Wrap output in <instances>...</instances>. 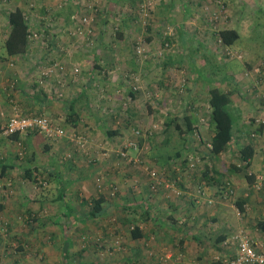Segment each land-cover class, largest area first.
I'll return each instance as SVG.
<instances>
[{"label": "rangeland", "instance_id": "rangeland-1", "mask_svg": "<svg viewBox=\"0 0 264 264\" xmlns=\"http://www.w3.org/2000/svg\"><path fill=\"white\" fill-rule=\"evenodd\" d=\"M44 3L48 14L41 10ZM17 5L33 6L29 11L33 23L43 25L23 62L8 60L0 67V129L15 111L44 113L65 125L69 137L76 134L75 143L100 148L92 158L96 166L76 151L75 168L64 158L72 153L70 148L63 144L67 149L57 150L43 134L39 133L43 140L33 136L20 142L0 139L1 152L4 145L14 149L20 167L17 176L8 173L5 177L0 167V264H45L41 249L52 246L54 255L65 249L67 237L72 244L60 264H154L150 256L156 253L163 264H222L221 259L231 255L229 250L234 253L237 242L233 239L239 234L264 249V230L259 226L264 221L259 210L264 204V0H9L0 3V44L8 28L7 13ZM74 14L89 17L82 33L74 29ZM227 27L241 34L229 49L217 35ZM54 39L67 44L56 48ZM32 56L34 65L28 58ZM59 65L65 67L64 72L56 70ZM210 80L232 93L236 116L234 141L221 156L210 152ZM83 89L86 97L79 109L84 119L105 123L95 130L85 122L77 132L65 124L61 111L65 101L78 97ZM34 98L48 101L52 110L38 107ZM187 115L194 120V141L175 136L164 143L166 119L178 117L185 124ZM108 129L119 134L108 136ZM141 135L139 141L136 136ZM251 141L256 154L251 167L243 170L239 149ZM167 148H180L179 159H161L157 151ZM5 159L0 157V161ZM184 162L182 180L179 173ZM171 164L174 170L168 171L165 166ZM206 164L213 167L218 180L230 181L229 188L201 184ZM26 166L36 169V181L23 176ZM50 168H56L62 181L50 174ZM247 173L256 175L250 189ZM76 176L86 180L78 184L63 180ZM154 181L160 184L151 196L148 187ZM167 183L174 186L170 184V189ZM62 188H66L64 200L57 199ZM249 190L255 201L240 212L234 202ZM98 191L107 195V212L83 222L81 216L88 213L85 200L98 196ZM179 191L185 193L180 196ZM212 191L221 193L227 206ZM150 197L161 220L170 211L176 217L169 222L173 228L163 226L168 233L151 235L153 223L142 220V204ZM67 204L73 205L72 212ZM222 207H227L228 212L222 213L227 218L217 224L212 213ZM128 219H134L132 226L141 225L147 235L141 239L143 263L132 257L135 244ZM205 220L210 232L204 238L213 240V248H207L202 262L201 222ZM221 229L229 238L221 244L224 250L214 244Z\"/></svg>", "mask_w": 264, "mask_h": 264}, {"label": "trees", "instance_id": "trees-1", "mask_svg": "<svg viewBox=\"0 0 264 264\" xmlns=\"http://www.w3.org/2000/svg\"><path fill=\"white\" fill-rule=\"evenodd\" d=\"M8 1L9 0L0 1V3H5ZM32 8H33V6L29 7V9H26L23 5H17V7L10 9V11H8V13H7V21H8V28H7V32H6L7 37L4 40V42L2 43V48H3V50L6 51V54L4 53L3 55L5 56V58L7 60L10 59L11 57H17V56H20V55H23L24 53H26L27 50L29 49V45L32 43V41H34L38 38V34H39L41 26L43 24L41 21L33 23V20L30 17L31 15L29 12V11H32ZM41 10H42V12H46L48 10L47 4H45V3H44V5L42 4ZM48 12H49V10L45 14H48ZM32 24H34V26H32ZM45 27L46 26H43V28H45ZM120 35H123V33L120 32ZM217 35H218L219 41L227 49H229L228 47H231L234 44H236V42L241 37V34L238 31V29L230 28V27L220 29L217 32ZM230 53L231 52L229 50L228 54H230ZM210 83L211 84H210V88H209V104L211 107L210 124L212 127V137L210 140V149H211L210 152L215 156H221L226 151H228L232 142L234 141L236 116L232 111V104H233L232 93L229 91L223 90L216 83H214V81H212V80H210ZM79 101H80V98L65 101L66 114H67L65 124L69 125V127H71L74 131H77V132L79 131V129L82 128V124H81L82 113L80 112V109L77 105V103ZM115 112H117V111H115ZM20 113L24 116H29V117L40 116V115L48 116L44 113H39V114H32V113L25 114L22 112H20ZM48 117L51 118L50 116H48ZM180 120L181 119L178 117H169L166 119V121H165V132H166L167 138L165 139L164 143H169L171 140H173L175 138V136H180L185 141H194L193 138H194V134L196 131V128L194 126V120L189 115L185 116V118H184L185 124H183V122H181ZM52 121L54 122V124L56 123V121H54L53 119H52ZM100 123H105V121L100 119ZM184 125L186 127H184ZM58 126H60L61 128L66 127L65 125H62V124L61 125L58 124ZM0 131H1V135H0L1 138H2V136L9 138L12 142H20V139H22V138H26V137L28 138L30 136L32 137L34 134H39V133L43 134L46 137V139H49L48 140L49 143H51V142L53 143V142L58 141L60 139H66L67 138L68 140L67 139L66 140L70 144V150L72 153H69L67 156L64 157L66 159L65 160L66 162H68L71 166L76 168L78 166V164H77L78 161H75L74 155L76 156L78 154V153L76 154V151H78L80 155L81 154L84 155L85 158L87 160H89L90 166H93V165L96 166L98 163V162H96V159L92 160V158H95L93 156H95L99 153L100 147L98 145L95 147H92L93 145H89L86 143H75L78 141L76 137H69L68 135L64 134L63 136H61L57 139H50L44 133H41L40 131H37V130L30 131L27 133L16 132V133H13V134L7 136V135H4L2 133V129H0ZM107 133L113 136V135L119 134V131L114 130V129H108ZM136 138L139 141L143 140L142 135H141V138L138 136H136ZM149 139L151 140L152 137L151 138L149 137ZM29 141H30V139H29ZM45 148L46 149L50 148V145L46 144ZM157 152L161 156V159H164L166 162H170L171 160H174V159L178 160L182 154L180 148L176 149V150H169L168 148L165 150L160 149ZM255 154H256V148H255L253 141H251V142L245 144L244 146L240 147L239 158L242 161V163H244V165H240L241 167L238 165L239 168L245 170L246 167L247 168L251 167L253 159L255 157ZM18 155H20L19 157H22L23 153L20 152ZM186 164L187 163L184 162L183 165L182 164L180 165L181 170H180L179 176H181L182 180H183V177H182L181 173L183 172V170L185 171ZM1 165H2V167H1ZM0 167H1V176L5 177L7 174V171H8V166L6 164H4V160L0 161ZM165 168L168 171L174 170V168L172 167V164L166 165ZM236 168H238V167L236 166ZM212 169H213V167L211 165H209V164L205 165V168L203 170V174L201 175V182H204V184L207 186L211 185V186H218L219 187V184H220L221 189L229 188L228 187V181L223 180V179L218 180L217 179L218 174L214 173L215 175H213ZM35 170H36L35 168L26 166L25 168H23V176L30 179V180L36 181L38 178V173H36ZM50 174L51 175L56 174L57 180L61 181L60 177H59L60 176L59 172L56 171L53 173L50 171ZM176 174H175V176H176ZM246 177H247L249 183L251 184V186H253L254 182L256 181V175H254L252 173L251 174L247 173ZM168 181L171 182L172 180L168 179ZM158 182L159 181H156V182L154 181L152 183L151 187L150 186L148 187L150 190L149 194L151 196L153 195V193L158 192V188H156V186H159V184H160ZM172 182H176V186H178V184H180L179 180L172 181ZM181 182H183V181H181ZM170 184H173V183H167L169 188L174 186V184L172 186H170ZM181 184H183V183H181ZM63 185H65V184H63ZM163 185H165V184H163ZM186 185L187 184H185V186ZM231 189H232V187H231ZM100 190H101V188H99V191ZM65 192H66V188H62L57 199L64 200ZM184 193H185V191H179L178 194H180V196H181ZM217 193L218 192H216L214 195H216ZM218 195H219V199L221 200L220 202H227L226 200L225 201L223 200L224 198H223L221 193H218ZM106 196L107 195L101 191L98 193V196H93L91 198L86 199L85 201L88 205V214L86 217L81 218L80 220H83V222H84V221H87L90 219L99 218L100 216L105 214L106 209H107V207L104 206V204L107 200ZM247 199L248 198H239L234 202V205L237 207V209L240 212H245L246 204L248 202ZM216 202L217 201H215L213 204H217ZM127 206H129V205H127ZM127 206L125 205L124 208H127ZM153 206L154 205H152L151 197L148 198V202H144V204H142V208L144 207V209H142V211H141L142 216H143L142 220L143 221H147L148 219L151 220V222L153 223V226H159L160 225L163 228V226L165 227V225H169L171 228H173L174 227L173 223H166V222H171L170 221L171 218H173V220L176 219V217H174L172 215L173 213L170 211L168 213V215L165 217V219L161 220V218L158 216L156 210H154ZM34 219H35V217H34ZM164 220H165V223H163ZM125 221L126 222L130 221V223H128V224H131L129 226V228L131 229V235L135 239H147V235L144 233L143 227L141 225L132 226V224L135 223L134 219H128ZM176 222H177L176 225H179L178 221H176ZM184 222H185V220H183V221L181 220V223H184ZM184 225H185V223H184ZM259 226H261L264 230V221H260ZM165 229H167V228H165ZM228 239L229 238H227L226 234L221 233L214 240V242L217 241V243L221 244L225 240L227 241ZM67 244L65 245V249L63 250V253H66V251L71 247V245L69 247V245H67ZM149 254H153V253H149ZM150 257H153L156 260L154 264H160L159 260L156 259L157 253L154 255H151Z\"/></svg>", "mask_w": 264, "mask_h": 264}, {"label": "crops", "instance_id": "crops-1", "mask_svg": "<svg viewBox=\"0 0 264 264\" xmlns=\"http://www.w3.org/2000/svg\"><path fill=\"white\" fill-rule=\"evenodd\" d=\"M71 14H72V12H71ZM71 16V15H70ZM8 22V21H7ZM70 23V20H69V22H68V24ZM6 37H7V34H5V39H6ZM4 39V40H5ZM4 40H3V42H4ZM2 42V43H3ZM54 43H56L55 45H56V48H59L60 47V45H66L67 43H66V41L64 40V39H57V41H55V39H54ZM2 44H0V67H2L3 68V64L6 62V61H8V60H20V61H24L25 60V58L28 56V54L27 53H24L23 55H20V56H17V57H11L10 59H6L5 58V56L3 55L4 54V52L2 51ZM26 56V57H25ZM29 58V60L30 61H32L33 62V65H34V61L36 60V59H34L33 58V56L32 57H28ZM37 64V63H36ZM35 64V65H36ZM33 65H30L29 67L30 68H32L33 67ZM22 67H23V65H22ZM97 67V66H96ZM94 75H93V72H92V75H91V77H90V80L91 81H93L94 79L92 78ZM87 88V87H86ZM1 90L3 91L4 90V88H1ZM83 97H86V89H83L82 90V92L78 95V97H76V98H74V99H77V98H80V101L77 103V105H78V107L79 106H81L82 105V103H81V101H82V98ZM35 99V98H34ZM72 100V99H71ZM35 101H37L36 99H35ZM39 104L37 105L38 107H44V108H46L47 107V109H44L43 108V110H46V111H51L52 110V108H51V106H49L50 104H49V102L48 101H45V100H40V101H37ZM5 107V103H2L1 104V107ZM80 108V107H79ZM1 109V108H0ZM31 111V110H30ZM61 113L64 115L63 117H64V119H65V122H66V107H65V103H64V106L62 107V111H61ZM59 114V113H58ZM91 115V114H90ZM93 118V117H92ZM94 120V121H93ZM93 120H90V122L87 120H85L84 119V114H82V122H81V124H82V127L85 125V122H87V123H89L90 125L89 126H91V128H96L97 127V125L100 123V119H94L93 118ZM58 121V120H57ZM105 121V120H104ZM84 124V125H83ZM88 128V127H87ZM94 128V129H95ZM98 128V127H97ZM95 130H97V129H95ZM97 134L98 135H100V132L98 133L97 132ZM108 134V133H107ZM108 136H112V135H110V134H108ZM33 137H35V138H37V139H41V140H43L44 139V137L43 136H41L40 134H34L33 135ZM100 138V137H99ZM4 139H6V140H10V139H8V138H6V137H3V138H1V140L2 141H4ZM63 140H65V139H60V141L58 140V143L55 145V142H53V146H55V148L57 149V150H61L63 147L64 148H66L64 145H67V148H70V144H69V142L68 141H66V143L63 141ZM11 141V140H10ZM62 141V142H61ZM61 142V143H60ZM6 143H9V141L8 142H6ZM60 143V144H59ZM58 144H59V147H56V146H58ZM64 144V145H63ZM97 146V145H96ZM99 146V145H98ZM66 148V149H67ZM19 151V149H17V152ZM19 156V155H18ZM0 157L2 158V159H5L4 160V164H6L7 166H8V171H7V174L8 173H10V174H12V175H15V176H17L18 175V171L20 170V167H19V163L16 161V158H17V156H16V151H14V149H10L9 147H8V145H4V148H3V153L1 152V149H0ZM1 167H2V165H1ZM51 172H56L57 170H56V168H54L53 170H52V168H50L49 169ZM7 174H6V176H7ZM59 177H61V176H59ZM55 179H57V177H56V174H55ZM61 179H63V178H61ZM63 180H65V181H67L68 183H70V184H72V183H76L77 182V184L78 183H81V182H83V181H85L86 180V177L85 176H83V177H80V176H76V177H74V178H71V177H69V178H64ZM62 181V180H61ZM247 186H248V188L247 189H250L252 186H251V184L249 183V181L247 180ZM201 184L203 185L204 184V182H201ZM211 187H213V186H211ZM213 188H215L216 189V187L214 186ZM217 190H218V188H217ZM218 192V191H217ZM246 193V194H245ZM243 195H241L242 197L241 198H248L247 199V201L250 203V202H254L255 200V197H254V195L250 192V190H249V192L247 193V192H245ZM211 194H215V192H213L212 191V193ZM247 202V203H248ZM220 203H222V202H220ZM225 206H227V203L226 202H224L223 203ZM258 204V203H257ZM256 204V205H257ZM104 206L105 207H107L106 206V204H104ZM66 207H67V209L69 210V211H73V205H71V204H67L66 205ZM108 208V207H107ZM227 207H222V208H216L214 211H213V217H212V220L213 221H217L216 223L218 224V223H221V219L222 218H227L226 217V214H222L223 212H228V211H225V210H227L226 209ZM259 210L262 212V213H264V204L263 205H261L260 207H259ZM106 212H107V209H106ZM106 212H105V214H106ZM69 214H71V213H69ZM88 214V213H87ZM87 214H85L84 216H81L82 218H84V217H86L87 216ZM105 214H103L102 216H100L99 218H101V217H103ZM76 216V215H75ZM96 219H98V218H96ZM90 220H95V219H90ZM88 221V220H87ZM87 221H84V222H87ZM165 222V221H164ZM166 223H169V222H166ZM223 223V226H227V224H226V222L224 223V222H222ZM208 223H207V221L205 220V221H203V222H201V228L203 227V229H207V230H203V229H201V241L203 242L202 244H201V246H203L201 249H202V253H201V259H203V261L202 262H204L205 261V257H206V255H205V253L207 252V248H209V246H211V248H213L212 246V243H213V240H207V239H205L204 237L206 236V234H207V232L209 233L210 232V230L208 229V225H207ZM216 227H218L217 225H215ZM219 227H221L220 225H219ZM168 233L167 232V229H165V230H163V228L159 225V226H151L150 227V234L152 235V234H154L155 233V235H161V234H163V233ZM222 232H226V231H224L223 229H221V233ZM96 234H104V232L103 231H97V233ZM111 235H113L114 234V232H112V233H110ZM130 234V233H129ZM154 237V236H153ZM131 240H133V243L135 244V246L134 247H132V257L133 258H135V256H136V259L137 260H139V262H141V263H143L142 261H143V259L145 258V256H142V251H141V249H142V247L144 246V242H142L141 241V239H135L132 235H131ZM217 237H215V239H216ZM214 239V240H215ZM208 241V242H207ZM211 241V242H210ZM226 241V240H225ZM224 241V242H225ZM130 242V241H129ZM64 243L65 244H67V245H69V247H70V245L72 244V239L70 238V237H67L65 240H64ZM214 244H216L215 246L219 249V247H221L222 248V250H224L225 248L224 247H222L221 246V244H219V243H217V241H215L214 242ZM65 246V245H64ZM229 250V249H228ZM52 251H54V247H44L43 249H41V252H43L44 253V256L47 258V261L45 262V264H60L61 262H62V259L65 261V256H66V253H63V250L61 251L60 250V252L58 251V252H56L54 255H52ZM229 253H231V255H233V252L232 251H230L229 250ZM169 256H171V255H167V257H169ZM230 256V255H229ZM156 259H158L159 260V263L160 264H163V262L164 261H161V257H160V255L159 254H157V258ZM67 263V262H66ZM77 264V263H76ZM217 264H219V263H217Z\"/></svg>", "mask_w": 264, "mask_h": 264}, {"label": "built area", "instance_id": "built-area-1", "mask_svg": "<svg viewBox=\"0 0 264 264\" xmlns=\"http://www.w3.org/2000/svg\"><path fill=\"white\" fill-rule=\"evenodd\" d=\"M76 18H78L77 14H74L73 20L77 22L74 29L75 31L77 30L79 33H82L84 32L83 26L86 27L90 23V20L88 19L89 17L83 16L78 18L80 22L76 21ZM64 68V66L59 65L56 70L64 72ZM52 71L53 70L50 72ZM75 71H78V68H75ZM1 129L2 133L7 136L16 132L27 133L34 130L44 133L50 139H57L65 134L64 129L58 126V124H54L52 119L48 116L40 115L29 117L22 115L19 111H15V113H13L1 126ZM73 137H76V134ZM153 174L155 175L156 173ZM228 184L230 183L228 182ZM234 240L237 242L235 245V251L233 255L221 259L222 264H264L263 248H260L245 234L235 236L233 241Z\"/></svg>", "mask_w": 264, "mask_h": 264}]
</instances>
